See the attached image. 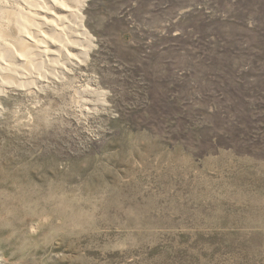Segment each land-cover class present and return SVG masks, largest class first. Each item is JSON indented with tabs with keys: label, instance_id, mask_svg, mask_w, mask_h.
I'll return each mask as SVG.
<instances>
[{
	"label": "rangeland",
	"instance_id": "1",
	"mask_svg": "<svg viewBox=\"0 0 264 264\" xmlns=\"http://www.w3.org/2000/svg\"><path fill=\"white\" fill-rule=\"evenodd\" d=\"M76 17L66 79L0 85V264H264V0Z\"/></svg>",
	"mask_w": 264,
	"mask_h": 264
},
{
	"label": "bare ground",
	"instance_id": "2",
	"mask_svg": "<svg viewBox=\"0 0 264 264\" xmlns=\"http://www.w3.org/2000/svg\"><path fill=\"white\" fill-rule=\"evenodd\" d=\"M9 1L16 14L8 13V18L4 14L0 26V48L4 49L0 54L1 87L29 94L66 79L84 60V37L76 17L78 0Z\"/></svg>",
	"mask_w": 264,
	"mask_h": 264
}]
</instances>
